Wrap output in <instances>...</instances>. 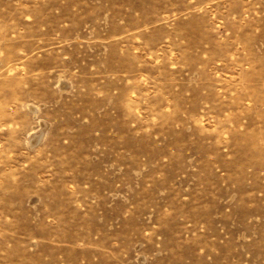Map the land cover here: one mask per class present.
Returning a JSON list of instances; mask_svg holds the SVG:
<instances>
[{
    "label": "rangeland",
    "instance_id": "obj_1",
    "mask_svg": "<svg viewBox=\"0 0 264 264\" xmlns=\"http://www.w3.org/2000/svg\"><path fill=\"white\" fill-rule=\"evenodd\" d=\"M0 264H264V0H0Z\"/></svg>",
    "mask_w": 264,
    "mask_h": 264
},
{
    "label": "bare ground",
    "instance_id": "obj_2",
    "mask_svg": "<svg viewBox=\"0 0 264 264\" xmlns=\"http://www.w3.org/2000/svg\"><path fill=\"white\" fill-rule=\"evenodd\" d=\"M37 139V138H36Z\"/></svg>",
    "mask_w": 264,
    "mask_h": 264
}]
</instances>
